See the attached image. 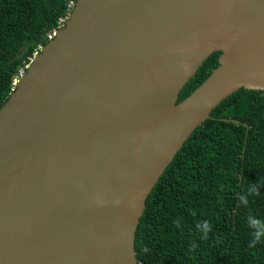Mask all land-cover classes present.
Listing matches in <instances>:
<instances>
[{"label":"water","instance_id":"1","mask_svg":"<svg viewBox=\"0 0 264 264\" xmlns=\"http://www.w3.org/2000/svg\"><path fill=\"white\" fill-rule=\"evenodd\" d=\"M240 88L264 90V0H76L0 107V264H138L148 194Z\"/></svg>","mask_w":264,"mask_h":264},{"label":"trees","instance_id":"2","mask_svg":"<svg viewBox=\"0 0 264 264\" xmlns=\"http://www.w3.org/2000/svg\"><path fill=\"white\" fill-rule=\"evenodd\" d=\"M75 1L0 0V107ZM219 55L204 60L178 101ZM134 247L138 264H264V90L233 92L191 133L148 194Z\"/></svg>","mask_w":264,"mask_h":264},{"label":"built area","instance_id":"3","mask_svg":"<svg viewBox=\"0 0 264 264\" xmlns=\"http://www.w3.org/2000/svg\"><path fill=\"white\" fill-rule=\"evenodd\" d=\"M65 19H66V18H63V19L60 20V22H61L60 26L64 24ZM54 32H55V31H53L52 34H49V39L53 37ZM29 64H30V63H28V64L25 66V69L29 66ZM25 69H20V71H19V76L16 77V78L14 79V82H13L14 87L12 88V90H14L16 82L18 81L19 77L23 74V72L25 71Z\"/></svg>","mask_w":264,"mask_h":264},{"label":"clouds","instance_id":"4","mask_svg":"<svg viewBox=\"0 0 264 264\" xmlns=\"http://www.w3.org/2000/svg\"><path fill=\"white\" fill-rule=\"evenodd\" d=\"M260 235H261V233H256V237H257V239H259ZM254 242H255V241H254Z\"/></svg>","mask_w":264,"mask_h":264}]
</instances>
